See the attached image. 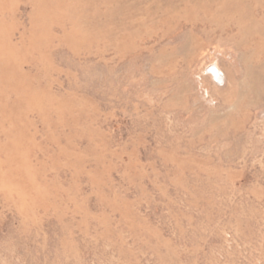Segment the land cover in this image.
I'll return each mask as SVG.
<instances>
[{
	"label": "rangeland",
	"instance_id": "374dc122",
	"mask_svg": "<svg viewBox=\"0 0 264 264\" xmlns=\"http://www.w3.org/2000/svg\"><path fill=\"white\" fill-rule=\"evenodd\" d=\"M0 264H264V0H0Z\"/></svg>",
	"mask_w": 264,
	"mask_h": 264
},
{
	"label": "water",
	"instance_id": "95a60500",
	"mask_svg": "<svg viewBox=\"0 0 264 264\" xmlns=\"http://www.w3.org/2000/svg\"><path fill=\"white\" fill-rule=\"evenodd\" d=\"M210 71L214 77L220 78V73L218 72V70L215 67H211Z\"/></svg>",
	"mask_w": 264,
	"mask_h": 264
}]
</instances>
